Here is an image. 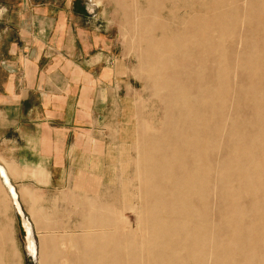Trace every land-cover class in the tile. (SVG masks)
<instances>
[{
  "label": "rangeland",
  "instance_id": "rangeland-1",
  "mask_svg": "<svg viewBox=\"0 0 264 264\" xmlns=\"http://www.w3.org/2000/svg\"><path fill=\"white\" fill-rule=\"evenodd\" d=\"M81 2L89 9L76 14L71 60L81 68L75 67L76 79L87 82L84 76L92 75L99 85L98 105L68 141L66 180L11 181L32 225L35 257L0 185V264H264V244L237 253L230 249L237 244L224 237L250 221L249 214L233 215L235 186L264 210V0ZM203 8L208 13L198 12ZM215 16L224 17L220 31L211 29ZM205 38L219 39L221 52L203 51ZM228 84L238 95L216 93ZM221 108L229 113L226 121L215 114ZM220 128L226 151L216 146ZM234 144L240 157L233 160L228 147ZM196 165L207 171L190 195L189 172ZM189 204L196 213L187 227L205 217L211 225L187 258L191 234L183 240V233L172 231L183 220L170 212ZM162 218L167 238L151 226ZM259 222L264 231V218ZM257 237V229L247 234L248 240ZM125 245L126 259L119 253Z\"/></svg>",
  "mask_w": 264,
  "mask_h": 264
},
{
  "label": "crops",
  "instance_id": "crops-1",
  "mask_svg": "<svg viewBox=\"0 0 264 264\" xmlns=\"http://www.w3.org/2000/svg\"><path fill=\"white\" fill-rule=\"evenodd\" d=\"M81 1L0 0V166L10 183L66 180L68 141L98 105L99 85L76 79L71 60L76 14L89 9Z\"/></svg>",
  "mask_w": 264,
  "mask_h": 264
},
{
  "label": "bare ground",
  "instance_id": "bare-ground-1",
  "mask_svg": "<svg viewBox=\"0 0 264 264\" xmlns=\"http://www.w3.org/2000/svg\"><path fill=\"white\" fill-rule=\"evenodd\" d=\"M202 12L203 14L204 13H208V11L206 10V8H203L201 10H199L198 12ZM258 17L261 18V15L260 13H258ZM224 17L223 16H215V20H213L212 24H211V29L213 30H218L220 31L221 29H223L224 27ZM207 28V27H206ZM209 28V27H208ZM206 30V29H205ZM165 31V30H164ZM172 46V45H171ZM177 48L181 49L182 47H178V45H176ZM175 46V47H176ZM200 46L202 47L203 51H210V50H214L216 52H221V49H222V44L220 43V40H216L215 42H212L209 38H205V39H202L200 41ZM199 59L200 56H195V57H192V58H196ZM188 61H192L191 59H189ZM211 61V60H210ZM236 65V63H235ZM223 68V67H222ZM224 70V69H223ZM222 75V74H221ZM220 75V76H221ZM224 77V76H222ZM206 79V78H205ZM230 77L228 76L227 77V80H229ZM214 84V83H213ZM234 86V85H233ZM216 89V88H215ZM231 90V91H230ZM180 91V94L182 93H185L183 88L182 89H179ZM233 93V94H237L238 95V89L237 91L236 90H233L229 84L228 85H223L222 87H219L217 90H216V93H219V94H225L226 96H228L227 94L228 93ZM234 96V95H233ZM234 103V102H233ZM236 103V102H235ZM226 104V100L224 101V105L223 107L225 106ZM238 107V106H237ZM213 109V108H212ZM211 109V112L213 113L214 109L212 110ZM232 109H234V106L232 107ZM237 109V108H236ZM204 111V110H203ZM231 111V109H230ZM210 112V113H211ZM209 113V114H210ZM218 118H225V121L229 118V113L225 114L223 112V109L221 108L219 112L215 113ZM214 114V115H215ZM215 118V117H214ZM224 120V119H223ZM186 122V121H185ZM188 122V121H187ZM221 122V120H220ZM235 122H236V119L235 117H233L232 119V130H233V135H232V139H234V137L236 136L235 135V132L237 131V127L235 126ZM184 123V122H183ZM190 124V123H189ZM195 125V123H193ZM221 124V123H220ZM219 124V125H220ZM188 125V124H187ZM171 126L173 127V125L171 124ZM186 126V125H185ZM193 126V125H192ZM199 126V125H198ZM199 131V130H198ZM201 131V130H200ZM199 131V132H200ZM220 131H221V128H220ZM231 132V131H230ZM198 135V134H197ZM201 135V134H199ZM235 135V136H234ZM209 136V135H208ZM227 136V135H226ZM225 136V137H226ZM174 137V136H172ZM228 137V136H227ZM212 138V137H211ZM216 138V137H215ZM229 138V137H228ZM231 139V140H232ZM167 140V139H166ZM237 140V139H236ZM186 141V140H185ZM223 141H226V139H223V134H222V131H221V137H220V141L217 142V145H216V141L212 140L210 142V145L211 146H214L216 145L219 149V151H226L227 149L223 148L224 146L226 147V143L223 142ZM238 141V140H237ZM172 142V141H171ZM174 142V140H173ZM231 142V141H230ZM175 144V143H174ZM185 145L187 146L188 144L185 143ZM202 145V144H201ZM188 147V146H187ZM200 147V146H199ZM186 148V147H185ZM196 147L193 146V148L191 150H194ZM231 151V159H239V150L240 148H238L235 144L233 145V147H228ZM190 150V151H191ZM177 154H179V157H184V154L181 152V151H178ZM229 154V155H230ZM148 155H152L151 152L148 153ZM147 155V156H148ZM222 155V154H221ZM189 158V157H188ZM223 158V157H222ZM196 159V158H195ZM184 160V158H183ZM197 162V160H195ZM234 162V161H233ZM238 163V162H237ZM196 164V163H195ZM243 164V163H242ZM244 165V164H243ZM245 166V165H244ZM243 168V167H242ZM222 169V168H221ZM246 169V167H245ZM207 171V168H202L201 166H198L196 165V167L193 168L192 171L189 172V176H190V184L187 186V191L190 193V195H192V193L195 192V186H196V181H199V180H195L197 177L201 176V174L203 175L204 172ZM216 172V171H215ZM224 172V171H223ZM222 172V173H223ZM166 173V172H165ZM168 173V172H167ZM225 173V172H224ZM221 174V173H220ZM240 173H238L239 175ZM245 175V173H244ZM144 176V175H143ZM149 176V175H148ZM170 176V175H168ZM165 177V176H164ZM253 177V176H252ZM251 177V178H252ZM144 178H146L144 176ZM145 182H147L148 180H144ZM202 181V180H200ZM199 181V182H200ZM192 182V184H191ZM0 185L2 187V189L4 188L5 192L8 194L9 198L11 199V202H12V205L15 209V211L17 210L20 215L22 216L23 218V225H24V228H25V233H26V250L27 252L32 256V257H35L36 254H37V248H36V244L34 242V239H33V236H32V227H31V224L28 222V220H26V218L24 217V214H23V211L21 209V206L19 205L18 203V198H17V195H16V192L14 189V187L11 185V183L9 182L8 178H7V175H6V172L4 171V169L0 166ZM231 185V184H230ZM228 185V186H230ZM233 187V186H232ZM232 190V189H231ZM166 190L162 191V193L164 194ZM168 192V191H167ZM229 193V192H228ZM247 190L246 189H240L238 186H235L233 188V194L238 198H235L237 200V204L238 206L236 205V207L234 208V217H241V218H245L246 216H250V221L245 225V227H242L237 233L236 232H228L227 234L224 235L225 239L228 240V241H234L235 244H237V246L234 248H230L231 251H236L237 253H241L243 252V250L247 249L248 246H254V247H257V249L259 250V247H261L263 244H264V231H263V226L260 224L259 220L261 218H264V210L262 209V206L258 205L260 203H258V201L253 198L251 196V194L248 193V196H247V199H245V196L247 194ZM205 193H203V196ZM185 196H176L173 198V200H177V199H182L184 198ZM166 198V197H165ZM206 198V197H205ZM190 202H191V198L189 199ZM242 200H245L246 201V205L247 207H250V210L249 212L246 211L247 207L244 208L243 206V203H242ZM264 201V197L262 199ZM229 203L231 200H228ZM240 202V203H239ZM172 203V202H171ZM170 204V203H169ZM167 206V205H166ZM165 206V207H166ZM171 207V206H170ZM169 207V208H170ZM145 208V207H144ZM168 208V206H167ZM145 210V209H144ZM167 210V209H166ZM169 211V210H168ZM170 212V211H169ZM194 213H196V209L191 205L189 204L188 207L186 208H182V210L180 212H177V211H171L170 214L173 216H176V217H180L182 220H183V225H172L171 229L172 231L174 232H180V233H183V240L184 239H187V235L188 233L191 234V238H189V244H188V257H191L193 255V253L195 252V246H197L199 244V241L200 239L203 238V235L204 233L202 232V230H205V228H208L211 224V221L209 222V219L207 217H205L201 222L199 223H195L194 225H191V227H187L186 224H189L190 220H191V216L194 215ZM145 214V213H144ZM159 216V215H158ZM240 218V219H241ZM143 220V219H142ZM141 220V221H142ZM146 220V219H145ZM231 222V221H230ZM140 224V223H139ZM217 224V223H216ZM152 229H153V233L154 235L157 234L158 232L160 231H163V235L164 234H167L166 235V238L170 236L169 234V229H167L166 227H168L167 225H165V218H162V219H155V220H152ZM218 226V224H217ZM223 229V228H222ZM253 229H257L260 233V237H257L255 240H248L247 238V234L248 232H250L251 230ZM230 233V234H229ZM236 233V234H235ZM238 233H242L244 234L243 237H240L238 235ZM218 242V241H217ZM122 243V242H121ZM124 243V241H123ZM122 243V244H123ZM219 243V242H218ZM217 243V244H218ZM126 244L128 245H131L129 242H127ZM124 245V244H123ZM142 245V244H141ZM215 245V244H214ZM126 246V245H125ZM208 246V245H207ZM143 248V247H141ZM175 251V250H173ZM186 251V252H187ZM129 247L126 246V249H125V252L123 250H119V253L121 255L124 256V258H128L129 256ZM140 253V252H139ZM144 253V252H143ZM119 254V255H120ZM126 254V255H124ZM195 254V253H194ZM142 255V254H140ZM172 255V254H171ZM143 256V255H142ZM141 256V258H142ZM147 256V255H146ZM174 257L176 258L177 255H174ZM140 258V259H141ZM170 258H173V256H170ZM120 259V258H119ZM43 261V254H42V257H41V262ZM185 262V261H183ZM217 262V260H216ZM248 263V261H247ZM42 264H46L45 260L44 262H42Z\"/></svg>",
  "mask_w": 264,
  "mask_h": 264
},
{
  "label": "water",
  "instance_id": "water-1",
  "mask_svg": "<svg viewBox=\"0 0 264 264\" xmlns=\"http://www.w3.org/2000/svg\"><path fill=\"white\" fill-rule=\"evenodd\" d=\"M16 214L18 215V217L21 219V226H22V229L24 230V233H25V228H24V225H23V221H22V216L20 215V213L16 210ZM26 235V233H25Z\"/></svg>",
  "mask_w": 264,
  "mask_h": 264
}]
</instances>
